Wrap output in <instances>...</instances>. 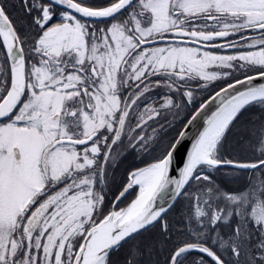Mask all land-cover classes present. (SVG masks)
Returning a JSON list of instances; mask_svg holds the SVG:
<instances>
[{
	"label": "snow or ice",
	"instance_id": "snow-or-ice-1",
	"mask_svg": "<svg viewBox=\"0 0 264 264\" xmlns=\"http://www.w3.org/2000/svg\"><path fill=\"white\" fill-rule=\"evenodd\" d=\"M0 264H264V0H0Z\"/></svg>",
	"mask_w": 264,
	"mask_h": 264
}]
</instances>
